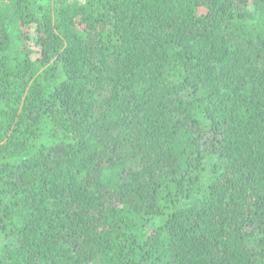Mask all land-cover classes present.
I'll return each instance as SVG.
<instances>
[{
  "label": "trees",
  "instance_id": "trees-1",
  "mask_svg": "<svg viewBox=\"0 0 264 264\" xmlns=\"http://www.w3.org/2000/svg\"><path fill=\"white\" fill-rule=\"evenodd\" d=\"M0 264H264V0H0Z\"/></svg>",
  "mask_w": 264,
  "mask_h": 264
},
{
  "label": "rangeland",
  "instance_id": "rangeland-1",
  "mask_svg": "<svg viewBox=\"0 0 264 264\" xmlns=\"http://www.w3.org/2000/svg\"><path fill=\"white\" fill-rule=\"evenodd\" d=\"M75 1H78L80 3H85L87 0H75Z\"/></svg>",
  "mask_w": 264,
  "mask_h": 264
}]
</instances>
